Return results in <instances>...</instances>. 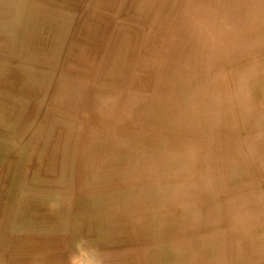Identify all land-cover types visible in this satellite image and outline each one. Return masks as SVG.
Segmentation results:
<instances>
[{"label": "bare ground", "instance_id": "obj_1", "mask_svg": "<svg viewBox=\"0 0 264 264\" xmlns=\"http://www.w3.org/2000/svg\"><path fill=\"white\" fill-rule=\"evenodd\" d=\"M79 1L0 0V122L5 110L4 90L8 91L10 78L16 79L21 71L9 60L41 61L49 50L56 51L58 39L54 36L59 26L66 24L58 11L78 10ZM107 1L93 0L96 15ZM230 1L214 9L207 0H117L118 10L122 12L125 6L131 14L122 23L113 20L118 31L137 19L134 14L145 7L150 19L160 21L162 28H169L170 21H174L170 36L188 24L189 33H198L199 38L188 47V55L179 60L197 68L205 61L202 54L208 53L213 55L210 62L220 67V73L208 85L198 87L201 90L187 83L181 87L180 79L171 75L164 79V97L175 95L174 109H163L165 123L159 121L158 113L157 119L154 114L149 123L166 137L165 143L145 142L141 151H153V159L134 155L135 150L122 158V165L131 164L140 173L148 165L161 170L151 181L155 186L142 184L138 188L146 181L128 183L114 191L99 186L95 193L79 200L80 207L73 202L75 207L63 205L41 215L48 221L47 231L42 234L37 228L41 217L35 215L39 210H30L33 202L27 196L21 197L20 202H24L19 212L12 208L15 198L9 195V202L0 207V264H71V258H81L86 248L99 253V261L107 264H215L232 262L249 251L254 254L251 264H264L257 260L259 252L264 253V0H251L243 7L240 1L237 6ZM184 5L188 14L182 12ZM224 13L225 20L234 23L231 28L215 15ZM215 19L219 25L212 26ZM209 27L214 28L211 33ZM226 29L229 33L223 37ZM236 46L242 47L240 55L224 59V53ZM180 47L182 53L186 52L183 45ZM113 55L120 59L119 53ZM259 71L263 72L256 77L250 75ZM224 78L236 88H229ZM140 112L132 110L130 115L140 117ZM172 130L179 134L178 141L169 135ZM206 132L212 142L205 137ZM140 145L135 143L136 147ZM124 179L129 176L126 174ZM33 186L34 195L46 189ZM206 198L210 204L203 208ZM123 199V206L118 205ZM27 214L32 216L31 230L38 234L18 238L10 235L9 227L28 220ZM70 214L79 218L77 222ZM196 222H208V227L202 225L203 230L214 233L191 234L190 224ZM85 223H89L86 232L81 229ZM66 227H73V233L61 234ZM189 234L192 237L188 238ZM137 235L145 241L128 239ZM77 240L82 241L75 244ZM7 250L13 251L12 255Z\"/></svg>", "mask_w": 264, "mask_h": 264}, {"label": "rangeland", "instance_id": "obj_2", "mask_svg": "<svg viewBox=\"0 0 264 264\" xmlns=\"http://www.w3.org/2000/svg\"><path fill=\"white\" fill-rule=\"evenodd\" d=\"M239 1L242 7L248 2L251 4V0H234L236 6ZM92 2L80 0L78 10L62 8L58 11L66 24L57 28L59 33L54 40L58 39V47L56 51L49 50L44 60L20 61L16 57L9 60L12 67L19 65L21 71H18L16 79L10 78L8 91L4 90L5 110L0 122V130H3L0 132V207L9 202L7 197L11 195L15 198L12 208L20 212L24 202H20V198L27 196L33 202L30 210H39L35 213L41 217L37 227L42 229H37L39 234L47 231L45 226L48 224L41 215H48L52 209L63 208V205L74 206L73 202L80 207L79 200L95 193L99 186L106 191L123 189L128 183L141 181L146 182L139 184L138 188L142 184L155 186L151 181L161 170L148 165L140 173L131 164L122 165V158L135 150L134 155L153 159V151H141L145 142L165 143L166 137L157 133L149 123L154 114V119H157V113L159 121L165 123L167 117L163 116V112L170 111L167 108L174 109L175 95L168 93L164 97V79L171 75L180 79L181 87L187 83L190 88L201 90L198 87L208 85L209 80L220 73V67L210 62L213 55L208 53L202 54L205 61L197 68L179 60L188 55V47L199 38L198 33H189L188 24L178 27L170 36L168 32L170 27L174 29V21H170L169 28H162L160 21L150 19L145 7L136 11L134 15L137 19L127 22L118 31L113 20L118 19L122 23L125 17H129L131 14L126 7L120 12L117 0H108L104 2L107 5L103 4L100 14L96 15ZM207 2L214 9L222 7L225 2L231 3L230 0ZM185 5L182 12L186 10ZM215 15L226 27L234 25L225 20V13ZM85 17L88 18L84 20ZM95 17H99L98 20ZM217 25L218 19L212 21V26ZM228 33L229 30L227 33L223 31V37ZM172 37L181 40L174 42ZM180 44L186 52H181ZM241 48H231L223 58L229 57L230 60L233 54L238 57ZM114 53H119L120 59L116 60ZM203 68L207 70L202 72ZM262 72L250 75L256 77ZM227 80L229 88H236L229 78H224L223 83ZM132 110H141L143 115L131 117ZM151 111L154 113L150 114ZM169 135L173 140H179L176 131H170ZM205 137L212 142L207 132ZM102 141L111 149L107 150ZM136 142H141L140 147L135 146ZM110 160L117 161L112 163ZM126 174L129 179L125 180ZM34 184L46 189L34 195L31 193ZM42 196L48 198L40 200ZM123 202L124 199L118 205L123 206ZM209 204L206 198L203 208ZM120 210L122 207H119ZM27 216H30L29 219L21 223L14 221L8 233L16 238L37 233L29 225L32 216ZM70 216L75 222L79 219L74 214ZM88 225L85 223L81 229L86 232ZM190 225L191 234L214 233L213 230H203L202 225L208 227V222ZM73 231V227H66L61 234L69 235ZM191 234L188 238L192 237ZM128 239L145 241L141 235ZM81 241L77 240L75 244ZM82 255L83 261L93 257L99 261V253L91 248L82 251L81 260ZM253 256L249 251L239 254L232 262L215 264H251ZM257 260L264 263V253L259 252ZM194 264L209 263L195 261Z\"/></svg>", "mask_w": 264, "mask_h": 264}, {"label": "clouds", "instance_id": "obj_3", "mask_svg": "<svg viewBox=\"0 0 264 264\" xmlns=\"http://www.w3.org/2000/svg\"><path fill=\"white\" fill-rule=\"evenodd\" d=\"M71 264H100V262L93 258H89L87 261H83L80 258H78L77 256H73L71 258Z\"/></svg>", "mask_w": 264, "mask_h": 264}]
</instances>
